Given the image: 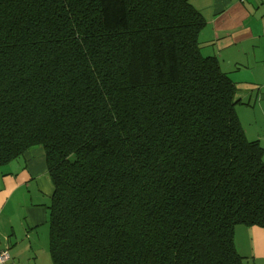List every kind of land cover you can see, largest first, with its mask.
<instances>
[{
	"label": "trees",
	"instance_id": "1",
	"mask_svg": "<svg viewBox=\"0 0 264 264\" xmlns=\"http://www.w3.org/2000/svg\"><path fill=\"white\" fill-rule=\"evenodd\" d=\"M203 26L189 0H0V166L43 148L53 264H253L264 150Z\"/></svg>",
	"mask_w": 264,
	"mask_h": 264
},
{
	"label": "crops",
	"instance_id": "2",
	"mask_svg": "<svg viewBox=\"0 0 264 264\" xmlns=\"http://www.w3.org/2000/svg\"><path fill=\"white\" fill-rule=\"evenodd\" d=\"M189 1L204 20L198 36L201 54L214 57L234 84L238 121L245 135L254 134L264 150V124L256 127L253 122L257 116L264 118V0ZM53 191L40 146L0 166V248L8 249L10 264L39 259L35 234L47 226ZM234 245L253 264H264V227L235 228Z\"/></svg>",
	"mask_w": 264,
	"mask_h": 264
},
{
	"label": "rangeland",
	"instance_id": "3",
	"mask_svg": "<svg viewBox=\"0 0 264 264\" xmlns=\"http://www.w3.org/2000/svg\"><path fill=\"white\" fill-rule=\"evenodd\" d=\"M242 119H243V120H241L242 126L247 129L249 126H247V123L245 122L246 121L245 118L242 117ZM251 121H253V120H251ZM253 122H255L256 127H258V126L260 127L262 124H264V118H263V116H257L254 118ZM246 137L250 141H254L253 139H256V136H254V134H252V133H248L246 135ZM262 137H264V132L262 134ZM38 231H39V234H35V237H38L39 239L35 238V240L38 243L39 259L36 261L32 260L30 264H53L51 262V259L49 257L47 249L44 250V248H43V245L47 246V226L41 227L40 230H38V228H37L36 232H38ZM44 255H45V258H44Z\"/></svg>",
	"mask_w": 264,
	"mask_h": 264
},
{
	"label": "built area",
	"instance_id": "4",
	"mask_svg": "<svg viewBox=\"0 0 264 264\" xmlns=\"http://www.w3.org/2000/svg\"><path fill=\"white\" fill-rule=\"evenodd\" d=\"M10 255L7 250L0 249V264H8Z\"/></svg>",
	"mask_w": 264,
	"mask_h": 264
}]
</instances>
